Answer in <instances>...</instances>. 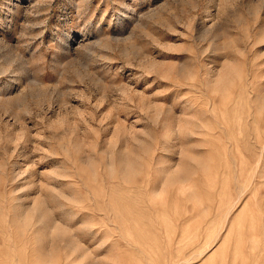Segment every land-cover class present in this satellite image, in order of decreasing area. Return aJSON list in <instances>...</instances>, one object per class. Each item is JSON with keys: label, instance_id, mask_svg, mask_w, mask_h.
<instances>
[{"label": "rangeland", "instance_id": "obj_1", "mask_svg": "<svg viewBox=\"0 0 264 264\" xmlns=\"http://www.w3.org/2000/svg\"><path fill=\"white\" fill-rule=\"evenodd\" d=\"M80 254L264 264V0H0V264Z\"/></svg>", "mask_w": 264, "mask_h": 264}, {"label": "bare ground", "instance_id": "obj_2", "mask_svg": "<svg viewBox=\"0 0 264 264\" xmlns=\"http://www.w3.org/2000/svg\"><path fill=\"white\" fill-rule=\"evenodd\" d=\"M77 249V248H76ZM77 251V250H76ZM194 254V253H193ZM78 257L80 258V260L77 262L76 261V264H81L82 262H83V260H84V255H82V254H80V255H78Z\"/></svg>", "mask_w": 264, "mask_h": 264}]
</instances>
